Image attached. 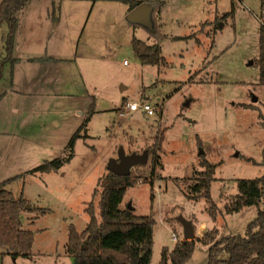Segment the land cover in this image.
I'll use <instances>...</instances> for the list:
<instances>
[{"label": "rangeland", "instance_id": "1", "mask_svg": "<svg viewBox=\"0 0 264 264\" xmlns=\"http://www.w3.org/2000/svg\"><path fill=\"white\" fill-rule=\"evenodd\" d=\"M47 1H53L49 15ZM161 1L157 15L166 39L160 66L136 56L134 36L150 44L156 40L128 25L130 4L123 1L64 0L71 11L62 18L59 0H31L17 12L12 59L0 79V183L11 179L5 189L16 197L23 193L46 213L22 211L24 228L35 234L31 255L15 257L0 245L4 264H71L70 225L87 227L86 207L92 200L97 205L99 195L93 194L100 192L98 181L110 162L119 160L121 149L148 153L159 132L161 166L152 172L148 153L146 163L132 167L136 182L122 202L155 220L151 264H159L163 247L175 245L174 233L183 239L178 214L194 220L197 237L217 228L221 238L244 234L263 207L225 212L238 192L237 179L264 175V85L255 63L264 0ZM232 10L233 16L222 18ZM8 33L0 19V66L8 55ZM134 100L159 110L147 115L125 108L120 115ZM77 133L70 160L58 170H36L69 156ZM202 151L217 164L211 185L220 209L216 220L207 211L210 201L185 194L191 177H198L194 172L205 169ZM210 247L197 241L187 264H208Z\"/></svg>", "mask_w": 264, "mask_h": 264}, {"label": "trees", "instance_id": "2", "mask_svg": "<svg viewBox=\"0 0 264 264\" xmlns=\"http://www.w3.org/2000/svg\"><path fill=\"white\" fill-rule=\"evenodd\" d=\"M31 0H0V19L9 25L7 39V58L0 66V79L3 77L4 63L11 61L13 36L17 29V12L26 7ZM130 4L133 9L140 2L136 0H120ZM234 10L222 15L223 19L234 15ZM133 50L138 59L144 64L161 65L165 62L161 54V43L147 44L139 38H133ZM259 57L255 63L259 67V83L264 85V22L260 27ZM241 105L255 107L254 104ZM264 123V121H263ZM77 133L69 143L71 153L63 158L47 160L36 170L50 172L58 170L73 156ZM163 133L154 137V145L149 148L152 172L161 166ZM201 166L204 170H196L187 185L185 194L190 199L206 198L209 202L207 211L213 220L219 216L220 209L211 196V185L217 164L211 163L205 152L200 153ZM264 164V148L263 162ZM0 183V245L6 247L9 254L17 257H30L35 234L31 229L24 228L21 213L25 210H36L45 214L46 209L30 205L23 193L16 197L5 189L10 181ZM136 177L118 175L108 171L98 181L101 188L94 191L93 196L99 195L97 205L92 201L86 207L89 223L83 231L70 225L66 252L72 257L71 264H151L152 246L154 239L155 220L151 216L137 215L134 208L122 206L127 189L133 186ZM238 192L226 203L225 212L234 214L246 207L263 203L256 217L247 225L244 234H227L219 238L217 228L207 229L194 240H184L179 236L172 248L162 249L159 264H187L192 257L196 242L211 244L208 264H264V175L256 178L237 179ZM153 197V196H152ZM30 205V207H28ZM96 208L99 211H96ZM34 218V217H33ZM33 221L34 219H30ZM0 264L3 254L0 252Z\"/></svg>", "mask_w": 264, "mask_h": 264}, {"label": "water", "instance_id": "3", "mask_svg": "<svg viewBox=\"0 0 264 264\" xmlns=\"http://www.w3.org/2000/svg\"><path fill=\"white\" fill-rule=\"evenodd\" d=\"M161 3L158 1H143L131 9L125 16L129 26H139L156 42L161 43L165 40L164 34L159 27L157 11ZM257 101V98H254ZM148 153L126 154L123 149L120 150L119 160H112L109 164V171L118 175H129L131 168L137 164L147 162ZM29 207V206H28ZM129 208H133L130 204ZM175 220L182 226V236L184 240H194L197 237L196 226L192 218L185 217L183 213L175 216Z\"/></svg>", "mask_w": 264, "mask_h": 264}, {"label": "built area", "instance_id": "4", "mask_svg": "<svg viewBox=\"0 0 264 264\" xmlns=\"http://www.w3.org/2000/svg\"><path fill=\"white\" fill-rule=\"evenodd\" d=\"M160 104H162V102L161 103H159L158 105H160ZM126 108V110L127 111H136V110H139V109H141L145 114H147V115H154V114H156L157 113V111L159 110V108H158V106L157 105H153V104H151V103H149V102H143V103H141V102H139V101H129V102H127L126 104H125V106H124V108L122 107V108H120V111H119V114L120 115H124L125 114V112H124V109ZM139 181H142V180H139ZM173 239H177V236H176V234L174 233L173 234Z\"/></svg>", "mask_w": 264, "mask_h": 264}, {"label": "crops", "instance_id": "5", "mask_svg": "<svg viewBox=\"0 0 264 264\" xmlns=\"http://www.w3.org/2000/svg\"><path fill=\"white\" fill-rule=\"evenodd\" d=\"M118 1H120V0H118ZM136 1H139L140 3L141 2H143V1H158V2H160L161 3V6L163 5V1H161V0H136ZM60 2H63L64 3V0L62 1V0H59V3ZM52 3H53V1H47V2H45L44 3V7H45V9L47 10V15H49V8H50V6L52 5ZM125 4H128V3H125ZM160 6V7H161ZM160 7H159V9H160ZM60 8H61V18H62V13L63 12H65V13H67L68 11H71V9H70V7L68 6V5H66V3H64V5L63 6H60ZM159 9H158V11H159ZM131 9H130V5L128 6V7H126V14L130 11ZM158 11H157V14H158ZM157 17H158V15H157ZM58 19H59V17H57ZM57 18H56V20H57ZM58 22H59V20H57ZM56 21V22H57ZM158 21L160 22V20H159V18H158ZM57 22V23H58ZM56 23V24H57ZM60 23V22H59ZM58 23V24H59ZM164 36H165V39H166V35L164 34ZM133 38H135V36L133 37ZM133 38L131 39V43H132V41H133ZM137 38V37H136ZM140 39V38H139ZM142 40V39H141ZM144 41V40H143ZM146 42V41H145ZM147 43V42H146ZM154 43H156V41H154L152 44H154ZM147 44H150V43H147ZM27 60H29L30 58L28 57V56H26L25 57ZM52 62H54V60L52 61ZM244 210V209H243ZM40 216H37V218L36 219H38ZM30 218V217H29ZM29 222L30 223H32V221L31 220H29ZM33 222H35V220H33ZM200 228L201 229H204V228H206V226H205V224L203 223V224H201V226H200ZM201 234H203L202 232H200V235Z\"/></svg>", "mask_w": 264, "mask_h": 264}]
</instances>
